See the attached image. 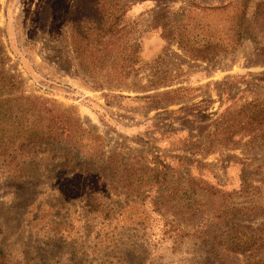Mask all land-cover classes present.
Returning <instances> with one entry per match:
<instances>
[{"label": "rangeland", "instance_id": "1", "mask_svg": "<svg viewBox=\"0 0 264 264\" xmlns=\"http://www.w3.org/2000/svg\"><path fill=\"white\" fill-rule=\"evenodd\" d=\"M72 1L0 0V71L72 131L17 170L1 161L0 244L20 264H260L261 0L242 37L243 0H121L126 42H141L142 68L127 78L81 65L62 19ZM177 88L180 104L152 110L144 99ZM89 194L110 217L87 213ZM248 234L257 247H243Z\"/></svg>", "mask_w": 264, "mask_h": 264}, {"label": "trees", "instance_id": "2", "mask_svg": "<svg viewBox=\"0 0 264 264\" xmlns=\"http://www.w3.org/2000/svg\"><path fill=\"white\" fill-rule=\"evenodd\" d=\"M251 1H242L239 37H242ZM224 9L215 7L212 11L218 12ZM127 14L128 10L121 0H73L69 10L62 15L69 29L70 43L74 53L88 71L116 70L124 78L136 76L139 73L142 68L141 42L137 39L131 44L126 42L125 38L129 29ZM253 21L257 27L261 28V34L264 37V0L257 4ZM184 91L186 90L177 88L166 92H156L144 99L153 102L151 109L155 110L160 106L180 104ZM250 108L258 112L262 110L261 105H250L247 109ZM0 135H2L0 164L1 161L8 159V167L17 170L20 167L17 161L34 155L32 152L36 150V147L51 148L69 143L72 131L68 119L51 105L48 99L26 95L22 84L16 80L15 76L0 71ZM227 141L229 140L222 142ZM82 204L88 214H100L105 218L111 215L109 208L97 195H87ZM0 233H2L1 229ZM258 238L248 234L244 237L245 243L241 241V244L243 247L248 245L250 248H255L262 240ZM0 264L20 263L15 261L0 244ZM260 264H264V258L261 259Z\"/></svg>", "mask_w": 264, "mask_h": 264}]
</instances>
